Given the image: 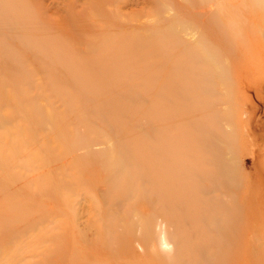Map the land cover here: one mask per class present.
I'll return each instance as SVG.
<instances>
[{
	"label": "rangeland",
	"instance_id": "rangeland-1",
	"mask_svg": "<svg viewBox=\"0 0 264 264\" xmlns=\"http://www.w3.org/2000/svg\"><path fill=\"white\" fill-rule=\"evenodd\" d=\"M237 1L0 0V264H264V117L219 75L264 64V0Z\"/></svg>",
	"mask_w": 264,
	"mask_h": 264
},
{
	"label": "bare ground",
	"instance_id": "bare-ground-1",
	"mask_svg": "<svg viewBox=\"0 0 264 264\" xmlns=\"http://www.w3.org/2000/svg\"><path fill=\"white\" fill-rule=\"evenodd\" d=\"M211 1V0H210ZM213 1H214V3H213ZM219 1V0H218ZM217 0L215 1V0H212V3H211V8L210 7H208V8H210L208 11H206V9L205 10H201V12L205 15V16H208L209 14H212L216 9H217V7H218V5H217V7H216V3L218 2ZM227 1V0H226ZM226 1L224 0V2L226 3ZM235 1V0H234ZM237 1V0H236ZM241 1V0H240ZM240 1H237V2H240ZM243 1V0H242ZM245 1V0H244ZM259 1H261V0H257V4H258V2ZM208 3H209V1H207ZM206 2V3H207ZM206 3H204L205 5H206ZM220 3V2H219ZM228 3H230L229 1H228ZM232 3H234L233 1H232ZM231 3V4H232ZM236 3V2H235ZM195 4L197 5V3L195 2ZM201 4H203V3H201ZM218 4V3H217ZM195 5V6H196ZM200 5V3L197 5V6H199ZM221 5V4H220ZM219 5V6H220ZM227 5V4H226ZM194 6V5H193ZM194 6V8L196 9L197 8V6L195 7ZM201 6V5H200ZM228 7H229V4L227 5ZM202 7H204V6H201L200 8H202ZM236 7H237V4H236ZM207 8V9H208ZM195 9H194V13H198V11L197 12H195ZM197 10H200V9H197ZM203 11H205V12H203ZM195 15V14H194ZM203 15V16H204ZM213 15V14H212ZM202 17V16H201ZM209 18L210 17H212L213 18V16H208ZM195 18H197V17H195ZM207 19V17H204V19ZM202 23H204V22H202ZM260 35H261V37H262V40H260V42L264 45V27L260 30ZM183 42V41H182ZM252 53H253V51H252ZM255 53H257L256 51H255ZM242 52H240L239 51V57L241 58L242 56ZM248 56H250V55H248ZM231 57V56H230ZM239 57H237V58H235V62H237V63H232V62H234V61H231L232 59H230V61H226L225 62V64H224V68H225V71H224V73L221 71L220 72V76H221V80H223V78H227V76H225V75H227V71L228 70H232L233 69V71H232V73L234 72V69H240L241 68V64L239 63L240 61V58ZM251 58H249V62H248V65L251 67V69H250V72L251 73H253V75H252V78L250 79V81H248L247 83H245L242 79V74H241V72H237L238 74L237 75H234V74H232L231 73V75H232V77H233V79H232V83H233V81L235 82V83H237V85H235L234 87L235 88H238L239 89V91L240 92H245V89H248L247 91L248 92H252V90L250 89L251 87H249V86H255L254 88H253V91L254 92H252L253 93V97L255 98V100L259 103V109H260V111H261V113L263 114V117H264V64L263 63H261L260 62V60H259V56H257L256 54H253L252 56H250ZM229 59V58H228ZM238 59V60H237ZM205 60V59H204ZM206 61V60H205ZM207 62V61H206ZM203 65V64H202ZM205 65H207V68H209L210 69V65L208 64V62H207V64H205ZM204 65V66H205ZM204 66H201V67H198L199 69H203L204 68ZM190 68H193V69H197V67H196V65L194 64V63H191L190 64ZM230 68V69H229ZM245 71H246V68H245ZM263 71V72H262ZM236 72V71H235ZM244 73V72H243ZM258 79L259 80H261V79H263V84L260 86V85H256L257 83V81H258ZM247 85H249V86H247ZM193 92V90L191 91V93ZM239 101L241 102V100L239 99ZM238 104H240V103H238ZM238 106H240V105H238ZM259 112V111H258ZM201 139H202V146H203V148L204 149H207V138H206V135L203 133L202 135H201ZM185 177V176H184ZM263 180H264V178H263ZM167 189H168V186L166 187ZM166 188H164L163 189V191L166 189ZM260 204H261V208H263L264 207V201L262 200V202L260 201Z\"/></svg>",
	"mask_w": 264,
	"mask_h": 264
}]
</instances>
